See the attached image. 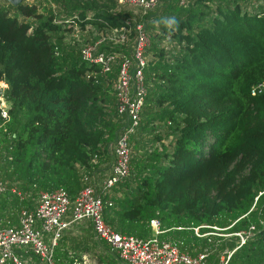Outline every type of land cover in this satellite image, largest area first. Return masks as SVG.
Here are the masks:
<instances>
[{"label":"trees","instance_id":"1","mask_svg":"<svg viewBox=\"0 0 264 264\" xmlns=\"http://www.w3.org/2000/svg\"><path fill=\"white\" fill-rule=\"evenodd\" d=\"M246 1L159 0L130 21L115 0L0 2L8 102L0 115V176L23 195H0V225L15 224L16 211L41 190L61 187L72 200L84 174L100 173V184L123 124L111 85L116 65L100 72L63 32L71 23L101 30L141 20L149 34L146 94L128 137V174L96 188L103 220L119 233L147 236L156 219L160 237L191 254L207 250L209 260L237 245L240 232L243 242L226 264H264V0ZM169 17L178 25L166 26ZM131 38L132 31L100 48L129 52Z\"/></svg>","mask_w":264,"mask_h":264},{"label":"built area","instance_id":"2","mask_svg":"<svg viewBox=\"0 0 264 264\" xmlns=\"http://www.w3.org/2000/svg\"><path fill=\"white\" fill-rule=\"evenodd\" d=\"M115 1L119 5L135 6L142 15L159 0ZM187 1L178 0L181 5H186ZM131 31L129 52L100 48L104 41L112 44L125 41ZM98 32L94 39L80 44L79 54L83 60L99 64L100 72L110 71L116 65L112 89L115 108L123 118V124L109 146L112 156L109 171L100 179V184L94 182L93 175L84 174L83 185L72 200L61 187L39 191L33 205L18 210L15 224L0 225V264L7 261L11 264H60L54 256L58 240L71 222L80 220L88 221L92 239L104 244L105 251L122 264H226L233 249L243 242L240 232H235L237 245L222 249L215 260H209L207 250L191 254L182 249L178 241L160 237L156 219H150L151 232L147 236L119 233L103 220L102 198L96 188L100 185L101 190H106L129 172L131 150L128 137L139 123L146 94L143 67L148 61L149 34L141 20L135 21L132 27L125 24ZM3 86L6 85L1 81L0 95ZM259 86L252 87L250 92L254 93ZM0 115L6 117L4 109ZM92 160L95 162L96 156ZM7 190L20 194L15 186H7L0 176V193ZM72 264L78 262L72 260Z\"/></svg>","mask_w":264,"mask_h":264},{"label":"rangeland","instance_id":"3","mask_svg":"<svg viewBox=\"0 0 264 264\" xmlns=\"http://www.w3.org/2000/svg\"><path fill=\"white\" fill-rule=\"evenodd\" d=\"M0 2L3 3L4 0H0ZM253 2L255 1L250 0V2L245 3V5L249 7L251 4H253ZM45 3H46L45 1H41L40 5L37 6V10L42 11L41 5ZM119 7H123L121 9L122 12L127 11L126 12L128 14L127 20H133L134 17L138 13V9L135 6L121 5ZM28 19H31V18H28ZM67 27L68 28H66V30L63 32L64 40L71 44H76L78 45V47L81 43L85 41H89L90 39L93 38L94 35H97V33H99L98 32L99 29L91 26L90 24H85L83 28H80L77 24L71 23V25H68ZM161 44L164 46L169 45L167 42L165 43V41H162ZM149 57H150V54H148V58ZM1 81L3 80H0V82ZM0 107H1V110L4 109L5 114H6L8 102L5 100L4 94L0 95ZM1 110H0V114H1ZM143 136H146L144 132H143ZM141 149L142 148H138L137 152L140 153ZM133 152L134 151L131 148V153L133 154ZM99 176H101V174L96 173V175L94 176L95 182L99 181L98 180ZM224 235H228V234H224ZM61 237H62L63 245L64 246L68 245L71 252H74L75 254H77L76 259L78 261V264H103V261L99 260L98 256L103 257L104 261H111V259L115 260L108 252L105 251L104 244H102L101 242H98V243L94 241L92 242L91 238H89L86 234L77 233L76 228H74V225H71L70 228H67L66 230H64ZM84 245H86L87 247L85 248ZM82 255H84V258H82ZM116 262H117L116 264L118 263L122 264L118 261Z\"/></svg>","mask_w":264,"mask_h":264},{"label":"crops","instance_id":"4","mask_svg":"<svg viewBox=\"0 0 264 264\" xmlns=\"http://www.w3.org/2000/svg\"><path fill=\"white\" fill-rule=\"evenodd\" d=\"M113 82V81H112ZM112 85V84H111ZM110 157L112 158V156H111V154H110ZM111 161H112V159H111ZM110 165V162H109V164L106 166L107 168H105V167H103V166H100V171L99 172H101V173H108V171H109V166ZM6 185L7 186H15L14 184H8V183H6ZM16 188V187H15ZM17 189V188H16ZM18 190V189H17ZM6 192H9L8 190L7 191H5V192H3V193H0V195L1 194H4V193H6ZM10 192H12V191H10ZM18 192H19V190H18ZM15 193V192H14ZM20 193V192H19ZM17 198L20 200V199H22L23 198V195L20 193L19 195L17 194ZM36 202V199L35 200H32L31 201V205H33L34 203ZM29 206H30V204H29ZM20 209V208H19ZM18 209V210H19ZM18 210L16 211V213H15V219L17 220V213H18ZM15 223H16V221H15ZM71 225H74V228H76V231H77V233H84V234H86L89 238H91V240H92V242L94 241L93 239H92V230H91V227H90V225H89V223H88V221L87 220H80V221H73V222H71L70 224H69V226L67 227V228H70L71 227ZM66 228V229H67ZM65 229V230H66ZM94 242H96V241H94ZM97 243V242H96ZM57 246H58V248L56 247V249H59V250H63V251H65V254H66V256L62 259V261L64 262V264H72V260H75V261H77V259H76V256H77V254H75L74 252H71V250L69 249V246L67 245V246H64L63 245V243L61 244V243H58L57 244ZM105 247V246H104ZM82 258H84V255H82ZM66 261L67 262H69V263H66ZM78 262V261H77Z\"/></svg>","mask_w":264,"mask_h":264},{"label":"clouds","instance_id":"5","mask_svg":"<svg viewBox=\"0 0 264 264\" xmlns=\"http://www.w3.org/2000/svg\"><path fill=\"white\" fill-rule=\"evenodd\" d=\"M163 22L165 23L166 26H168L170 28L178 25V21L176 20L175 17L165 18V20Z\"/></svg>","mask_w":264,"mask_h":264},{"label":"water","instance_id":"6","mask_svg":"<svg viewBox=\"0 0 264 264\" xmlns=\"http://www.w3.org/2000/svg\"><path fill=\"white\" fill-rule=\"evenodd\" d=\"M7 1L10 2V3L15 4V3H17V2H19V1H21V0H7Z\"/></svg>","mask_w":264,"mask_h":264}]
</instances>
